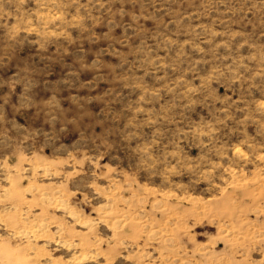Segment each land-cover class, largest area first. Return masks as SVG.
Listing matches in <instances>:
<instances>
[{"label": "rangeland", "instance_id": "1", "mask_svg": "<svg viewBox=\"0 0 264 264\" xmlns=\"http://www.w3.org/2000/svg\"><path fill=\"white\" fill-rule=\"evenodd\" d=\"M0 264H264V0H0Z\"/></svg>", "mask_w": 264, "mask_h": 264}]
</instances>
